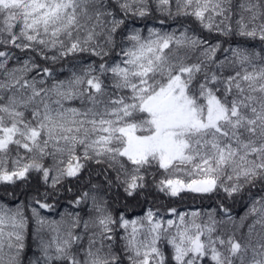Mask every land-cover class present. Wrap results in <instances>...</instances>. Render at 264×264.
<instances>
[{"label": "snow or ice", "instance_id": "6c2138e0", "mask_svg": "<svg viewBox=\"0 0 264 264\" xmlns=\"http://www.w3.org/2000/svg\"><path fill=\"white\" fill-rule=\"evenodd\" d=\"M0 186V264H264V0H0Z\"/></svg>", "mask_w": 264, "mask_h": 264}, {"label": "trees", "instance_id": "16d2710c", "mask_svg": "<svg viewBox=\"0 0 264 264\" xmlns=\"http://www.w3.org/2000/svg\"><path fill=\"white\" fill-rule=\"evenodd\" d=\"M160 19H165L162 16L157 15L156 21H149V26L154 27H163L164 30L171 31L173 29H176L179 27V22L173 21V20H167L165 22V25L161 26L158 21ZM183 19V18H181ZM187 23V21H185ZM216 35V34H214ZM225 47H227V44H225ZM22 190V189H21ZM12 188L7 186H0V199H3L6 203H15L18 201H13L11 197L6 195V192H11ZM23 199V197H21ZM121 199H123L121 197ZM161 200H164V197L160 198ZM169 207H177L179 210L182 209H195V208H203L208 209L210 207L215 206V198L209 199L207 197L202 198L199 195L191 194V193H185L182 194L181 197L173 198L172 200L165 201ZM231 203V202H229ZM247 201H241L238 202L234 208L233 211L237 216H240L245 211V204ZM130 207L128 209L129 215H140L142 214V208L140 206H136L134 201H129ZM117 207H120L117 205ZM147 207V205H145ZM61 211H64L63 207L57 208L55 212H49L48 210H42V212L48 213V214H57ZM82 215L84 213H81ZM29 243H31V238H29ZM29 255H31V251L29 252Z\"/></svg>", "mask_w": 264, "mask_h": 264}, {"label": "rangeland", "instance_id": "374dc122", "mask_svg": "<svg viewBox=\"0 0 264 264\" xmlns=\"http://www.w3.org/2000/svg\"><path fill=\"white\" fill-rule=\"evenodd\" d=\"M144 34L147 35L146 31H145ZM186 210H189V209H182V210H180V211H186ZM43 214H44V215H51V216H54L55 218H58V216H57L56 214H48V213H45V212H43ZM140 215H141V214H140ZM241 215H242V214H241Z\"/></svg>", "mask_w": 264, "mask_h": 264}]
</instances>
